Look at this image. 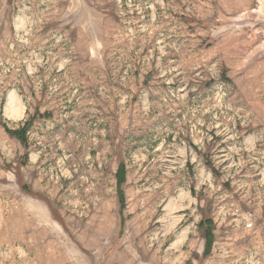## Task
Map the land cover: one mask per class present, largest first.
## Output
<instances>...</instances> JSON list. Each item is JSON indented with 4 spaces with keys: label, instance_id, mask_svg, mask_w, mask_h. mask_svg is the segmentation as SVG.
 I'll use <instances>...</instances> for the list:
<instances>
[{
    "label": "rangeland",
    "instance_id": "1",
    "mask_svg": "<svg viewBox=\"0 0 264 264\" xmlns=\"http://www.w3.org/2000/svg\"><path fill=\"white\" fill-rule=\"evenodd\" d=\"M0 264H264V0H0Z\"/></svg>",
    "mask_w": 264,
    "mask_h": 264
},
{
    "label": "trees",
    "instance_id": "2",
    "mask_svg": "<svg viewBox=\"0 0 264 264\" xmlns=\"http://www.w3.org/2000/svg\"><path fill=\"white\" fill-rule=\"evenodd\" d=\"M8 132L10 133V135H13L16 139H18L22 143H25L26 138L24 137L23 131H17L16 129H12V130L8 129ZM121 171L122 170H119V172L117 173V177H118L119 182H122L124 180L123 175H122L123 173ZM121 201H122V199H121ZM204 236L206 239V247H209V244L212 241V230H211V228L206 229V231L204 232Z\"/></svg>",
    "mask_w": 264,
    "mask_h": 264
}]
</instances>
